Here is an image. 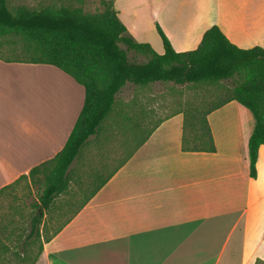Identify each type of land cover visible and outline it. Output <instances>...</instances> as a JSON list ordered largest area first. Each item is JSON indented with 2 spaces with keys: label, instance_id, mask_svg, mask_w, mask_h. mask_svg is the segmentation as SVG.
Wrapping results in <instances>:
<instances>
[{
  "label": "crops",
  "instance_id": "0c3cea01",
  "mask_svg": "<svg viewBox=\"0 0 264 264\" xmlns=\"http://www.w3.org/2000/svg\"><path fill=\"white\" fill-rule=\"evenodd\" d=\"M213 1L211 14L209 0H113V6L126 34L158 53L164 49L156 25L176 51L195 48L212 24L239 47H264V0ZM81 86L55 65L0 58V188L63 147L83 103ZM146 86L133 85L137 103L145 105L149 98L148 106L154 107ZM143 110L140 105V123L150 127L130 156L127 135L118 153L111 152L113 133L108 132L97 131L81 146L68 186L87 168L92 180L98 179L97 188L80 204L70 200L66 220L41 239L32 264H253L257 257L264 259V143L251 177V112L229 100L207 114L215 150L183 151L182 112L159 116L155 111L156 117ZM3 262L13 264L12 255L1 259L0 253Z\"/></svg>",
  "mask_w": 264,
  "mask_h": 264
},
{
  "label": "trees",
  "instance_id": "16d2710c",
  "mask_svg": "<svg viewBox=\"0 0 264 264\" xmlns=\"http://www.w3.org/2000/svg\"><path fill=\"white\" fill-rule=\"evenodd\" d=\"M101 1L104 5L102 10L88 12L80 6L66 5L29 8L21 4L11 10L8 0H0V36L12 35L24 41L22 57L0 58L55 65L84 88L80 112L63 147L53 157L34 165L27 174L17 178L23 177L34 184L40 175L45 179L44 187L37 192V210L31 216L30 231L24 240L33 234L39 235L44 212L51 207L56 196L69 189L72 161L87 138L95 134L101 122L113 112L117 94L126 83L145 86L156 81L176 84L232 82L226 97L217 103L205 109L192 107L177 111L183 115L181 149L214 151L207 114L229 100H236L254 118L247 147L249 175L255 176L257 149L264 143V47H239L218 25L212 24L204 30L195 48L176 51L162 28L156 25L164 49L158 53L150 43L135 41L126 34V26L119 20L113 0ZM10 42L15 43L16 40L11 39ZM129 51L141 54L145 59L135 60ZM147 134L140 137L128 156ZM127 138L131 135L127 134ZM15 181L1 187L0 193ZM5 227L0 222L1 259L11 256L3 237L7 234ZM38 250L32 258L30 253L26 254L31 259L30 264ZM253 264H264V259L257 257Z\"/></svg>",
  "mask_w": 264,
  "mask_h": 264
},
{
  "label": "rangeland",
  "instance_id": "374dc122",
  "mask_svg": "<svg viewBox=\"0 0 264 264\" xmlns=\"http://www.w3.org/2000/svg\"><path fill=\"white\" fill-rule=\"evenodd\" d=\"M21 4L29 8L53 5L80 6L84 11L88 12L100 11L104 7L101 0H8V7L11 10ZM207 12L208 14L214 12L213 0H209ZM11 39H15L16 42L11 43ZM23 43L22 38L7 34L0 36V56L22 57L24 55ZM129 55L138 61L145 59L143 55L135 54L132 51H129ZM231 87L232 82L230 81L196 84L156 81L148 84L145 88L146 92L150 90L153 93L152 96L155 99L154 102H156L154 107H149V103H147L149 98L145 100V105L142 104L143 100L141 101L142 103H137L139 101V93L135 91L136 87L133 88V84L128 83L118 93L113 112L101 122L98 126V132L113 133L110 140L113 142L111 152L114 151V153H118L121 145L120 141L123 143L126 139L123 138V135L130 134L131 138H127L129 140L127 151L129 152L140 139V135H144L150 127L146 123H140L141 114L138 112L140 105L144 109L145 115L154 113L156 117L158 114L155 111H158L159 116H162L192 107L205 109L225 98ZM81 89H83L82 86ZM118 133L122 136L118 137ZM38 179L37 183L34 184L30 180L21 177L0 193V222L6 225L5 231L7 234L3 237L12 246L10 253L13 257V264H26L29 262L31 259L26 254L30 253L32 258L40 247L41 239L47 237L51 231L55 230L66 220L65 214L68 212L65 209L69 205L70 200L78 201L75 205L77 203L80 204L93 190L94 184L98 182L97 178L92 180L91 172L85 168L81 178L78 181L73 179L69 189L61 193L54 200L52 206L44 212L39 224V235L33 234L24 240L23 238L30 231L31 216L37 210L35 206L38 197L37 192H40L45 184V179L42 175ZM15 253H19V255ZM24 259L26 261L23 262Z\"/></svg>",
  "mask_w": 264,
  "mask_h": 264
}]
</instances>
